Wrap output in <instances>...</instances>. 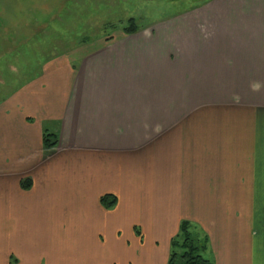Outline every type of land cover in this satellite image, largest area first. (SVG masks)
Returning a JSON list of instances; mask_svg holds the SVG:
<instances>
[{"label": "crops", "instance_id": "0c3cea01", "mask_svg": "<svg viewBox=\"0 0 264 264\" xmlns=\"http://www.w3.org/2000/svg\"><path fill=\"white\" fill-rule=\"evenodd\" d=\"M182 220L264 264V0L86 41L0 104V264H167Z\"/></svg>", "mask_w": 264, "mask_h": 264}, {"label": "rangeland", "instance_id": "374dc122", "mask_svg": "<svg viewBox=\"0 0 264 264\" xmlns=\"http://www.w3.org/2000/svg\"><path fill=\"white\" fill-rule=\"evenodd\" d=\"M197 1L0 0V104L83 38L109 36L130 18L142 26Z\"/></svg>", "mask_w": 264, "mask_h": 264}, {"label": "trees", "instance_id": "16d2710c", "mask_svg": "<svg viewBox=\"0 0 264 264\" xmlns=\"http://www.w3.org/2000/svg\"><path fill=\"white\" fill-rule=\"evenodd\" d=\"M139 29V25L133 18H130L123 26L125 33H134ZM83 38L81 41L86 42ZM57 143V136L54 133L45 131L43 134V146L45 150L51 151ZM21 186L29 188L30 180L28 178L21 181ZM104 207H111L115 204L116 198L113 195L106 194L100 199ZM194 224L188 220H182L177 234L170 243V252L167 264H213L205 257L208 247V237L200 233Z\"/></svg>", "mask_w": 264, "mask_h": 264}]
</instances>
